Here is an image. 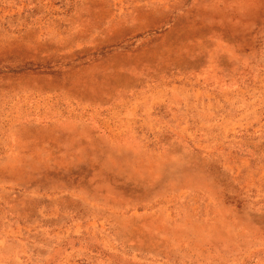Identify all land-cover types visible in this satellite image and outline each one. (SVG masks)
Masks as SVG:
<instances>
[{
    "label": "rangeland",
    "instance_id": "obj_1",
    "mask_svg": "<svg viewBox=\"0 0 264 264\" xmlns=\"http://www.w3.org/2000/svg\"><path fill=\"white\" fill-rule=\"evenodd\" d=\"M0 264H264V0H0Z\"/></svg>",
    "mask_w": 264,
    "mask_h": 264
}]
</instances>
